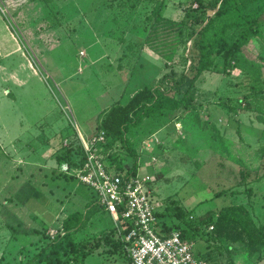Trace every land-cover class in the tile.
<instances>
[{
	"label": "rangeland",
	"instance_id": "1",
	"mask_svg": "<svg viewBox=\"0 0 264 264\" xmlns=\"http://www.w3.org/2000/svg\"><path fill=\"white\" fill-rule=\"evenodd\" d=\"M188 3L0 0V264H39L40 250L66 234L62 222L74 212L85 220L80 231L71 230L75 240L94 250L80 264L126 262L123 244L118 251L105 238L120 239L114 217L91 214L95 191L60 175L52 155L78 130L90 140L114 104L127 103L146 85H168L178 97L194 93L192 108L166 119L144 117L124 132L140 150L139 170L155 177L161 213H171L176 200L193 227L210 210L251 199L229 192L243 190L264 168V36L243 50L258 66L206 71L191 82L194 43L181 39L174 46L175 26L156 17L160 7L162 18L190 21ZM263 9L259 0L245 11ZM261 25L264 32V20ZM152 141L155 161L141 151ZM27 184L41 195L22 202ZM257 194L253 199L264 206V192ZM194 234L202 256L206 242Z\"/></svg>",
	"mask_w": 264,
	"mask_h": 264
},
{
	"label": "trees",
	"instance_id": "2",
	"mask_svg": "<svg viewBox=\"0 0 264 264\" xmlns=\"http://www.w3.org/2000/svg\"><path fill=\"white\" fill-rule=\"evenodd\" d=\"M259 0H189L186 8V16L189 20L177 22L170 18H162L160 7L157 8L156 17L158 21H165L169 25L175 26L176 40L181 39L192 41L194 43L193 59L191 72L193 77L190 80L194 82L197 76L206 71H216L229 74L233 69L242 68L246 63L258 66L253 60L244 55V46L253 37L261 38L264 36L261 23L263 22L264 9L257 14H250L246 10L248 4L256 3ZM194 3L196 6L193 8ZM232 31V32H231ZM166 87V88H165ZM162 86H144L138 90L127 103L114 104L103 118L97 130L103 129L106 133V142L102 144L101 153L104 154V160L107 164L115 163L121 168L125 163L129 170L136 171L139 168L140 150L132 146L124 139L125 129L133 123H139L144 117L169 118L172 113L177 115L180 111L188 110L193 107V92L189 89L181 97L177 96L175 90L168 85ZM258 90V89H257ZM175 91V92H174ZM263 91V90H262ZM135 114L136 116H133ZM135 118V120H132ZM63 141L54 152V158L57 163V172L69 178L73 176L65 175L58 171V166L63 161L69 160L72 164L73 150L79 151L81 143L79 137L73 139L72 145L65 148ZM133 157L132 162L125 158ZM250 175H245L248 177ZM77 179V178H76ZM256 182H261L264 190V168L255 179L247 181L243 190L231 189L229 193L234 195L251 196L248 201L230 203L224 205L218 210H210L207 216H201L199 221L193 223L190 227L186 222L189 221L190 213L180 206L176 200L170 201L171 213H159L164 218L165 230H180L185 236L195 239V231L198 237L207 240L210 244L202 257L217 262L210 254H215V250L222 251L221 254H234L244 252L245 254H261L264 251V206L261 200L253 197L257 196ZM30 189L21 191L25 194L23 201L32 196H40V190L27 184ZM32 187V188H31ZM225 194L226 192H222ZM228 193V192H227ZM217 194V196L223 195ZM253 200V201H252ZM253 202L257 204L256 208ZM91 210V214L100 209L96 204ZM258 207L262 209H258ZM83 214L74 212L69 214L62 222L65 235L58 234L56 239L43 247L38 253L39 264H80L94 253L93 247H85L83 242H77L72 234L77 233L85 225ZM170 217V218H167ZM166 219H170L169 223ZM213 225V229L210 226ZM12 231L13 239L19 237V234ZM38 232L37 229L34 230ZM111 242L115 250L119 251L122 241L115 236L105 237ZM125 252V250H124ZM3 255V254H2ZM3 257V256H2ZM125 259L127 255L125 252ZM233 262V259H231ZM25 264V263H24Z\"/></svg>",
	"mask_w": 264,
	"mask_h": 264
},
{
	"label": "built area",
	"instance_id": "3",
	"mask_svg": "<svg viewBox=\"0 0 264 264\" xmlns=\"http://www.w3.org/2000/svg\"><path fill=\"white\" fill-rule=\"evenodd\" d=\"M78 137L81 149L73 150L74 163L63 161L58 171L77 178L95 191L94 204L109 212L116 221L127 264H214L197 255L194 238L177 229L165 230L159 215L163 203L158 200L156 204L154 200L157 188L151 173L141 172L139 168L131 171L127 163L121 168L115 163L107 164L101 153V146L106 142L103 129L92 134L90 140L78 130ZM75 143L69 138L63 141L65 148ZM154 144L158 146L155 141L144 143L141 151L149 152ZM153 153L149 152L155 161Z\"/></svg>",
	"mask_w": 264,
	"mask_h": 264
},
{
	"label": "crops",
	"instance_id": "4",
	"mask_svg": "<svg viewBox=\"0 0 264 264\" xmlns=\"http://www.w3.org/2000/svg\"><path fill=\"white\" fill-rule=\"evenodd\" d=\"M8 94H10V92H8ZM52 157L54 158L53 155ZM262 186L263 184L261 182L255 185L256 193H261V190L264 192V190L261 188ZM258 209H262V208H258ZM202 240L206 242L205 244H206V249H207V246L210 244V242H208L205 239H202ZM221 252L215 250V254H210L213 257V259L217 262V264H264V251L259 255L258 254H245L244 252H240V253L234 254L233 256H230V254H221ZM231 259H233V262H231L232 261ZM127 262H128V259L126 260V262L124 261L121 264H127Z\"/></svg>",
	"mask_w": 264,
	"mask_h": 264
}]
</instances>
